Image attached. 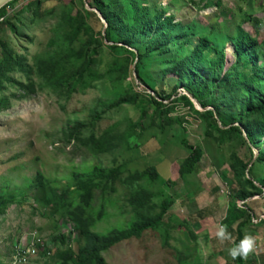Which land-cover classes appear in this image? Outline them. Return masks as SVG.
Listing matches in <instances>:
<instances>
[{
    "label": "trees",
    "instance_id": "16d2710c",
    "mask_svg": "<svg viewBox=\"0 0 264 264\" xmlns=\"http://www.w3.org/2000/svg\"><path fill=\"white\" fill-rule=\"evenodd\" d=\"M223 1L202 0L205 4L202 8L193 0L190 2L192 7L199 6V11L212 7L220 11ZM252 1L240 0L245 6ZM19 2L28 4L10 14L9 8ZM86 7L101 14L107 23L105 35L101 20ZM192 9L188 20L176 23L160 0H70L60 9L48 7L47 0H20L8 4L0 10V113L10 109L11 100L4 95L10 86L21 89L20 98L47 92L67 100L93 89L103 88L105 93L108 85L115 82L117 95L112 99L105 98L98 105L104 108V115L121 105L136 104L140 119L133 128L125 136L114 137L113 132H108L99 139L94 134L86 135L85 127L77 125L68 127L63 134L65 141L80 144L97 157L113 153L122 141L131 139L136 130L142 129L149 111L152 127L163 130L174 122L182 126L180 118H172L170 113L176 102H184L205 119L206 138L218 147L228 144L231 149L230 196L233 199L223 221L227 229L223 228L234 236L231 248L238 246L245 236L251 237L257 245L259 241H254V236L264 229V38L260 42L243 26L235 25L221 40L216 36L217 26L195 24L198 12ZM57 13V25L50 41L37 55L34 68H29L27 57L15 50L7 31L17 40L26 38L32 43L27 27ZM246 23L252 24L254 32H260L259 21L249 13ZM227 43L234 48V62L228 67ZM106 54L112 56L111 62H105ZM133 67L138 82L146 91L152 92L145 93V105H139L142 94L134 90L133 83L125 86ZM18 73L25 74L26 84L14 77ZM191 97L202 111L197 109ZM92 115L98 121L102 118L97 110ZM181 144L189 151L179 166V180L186 184L199 173L205 153L202 146H192L185 139ZM122 172V167L76 172L73 187L62 193L49 189L47 195L42 181L35 186L43 189L45 195L35 198L37 205L45 210L59 205L55 213L67 215L60 225L70 231L71 237L60 234L51 240L59 247L52 261L56 264H106L104 255L114 247L139 239L147 231L163 228L176 199L171 195L160 205L153 202L156 194L142 186L145 180L152 183L160 178L153 167L136 172L125 181L133 192L130 206L134 221L129 228L108 231L107 236L94 232L96 222L105 217L104 211L97 215V220L90 215L95 197L98 193L102 197L107 196V192L113 193L116 184L122 180ZM187 189L188 194L196 195V190ZM15 202L13 194L0 196V217ZM238 202L243 204L240 206ZM189 223L186 221L183 226L191 228V236L197 241V232ZM230 259L233 261L230 264H264L254 252H248L243 258L230 256Z\"/></svg>",
    "mask_w": 264,
    "mask_h": 264
},
{
    "label": "rangeland",
    "instance_id": "374dc122",
    "mask_svg": "<svg viewBox=\"0 0 264 264\" xmlns=\"http://www.w3.org/2000/svg\"><path fill=\"white\" fill-rule=\"evenodd\" d=\"M47 1L51 9H60L70 0ZM160 1L176 23L188 20L192 8L197 9L195 24L217 26L219 30L216 36L221 40L235 25L243 26L260 42L264 38V0H253L249 6L242 5L240 0H224L220 11L215 7L199 11V6L202 8L205 5L202 0H193L199 5L196 7H192L191 0ZM27 4L19 2L8 11L10 14L17 13ZM248 13L259 21V33L253 31L251 23L244 24ZM58 15L53 14L45 21L27 27L32 43L26 38L17 40L7 31L6 35L15 50L27 57L29 68H34L37 55L50 41ZM233 53V45L227 43V67L234 62ZM104 58L105 62L112 61L110 54ZM136 75L133 67L125 86L133 83L134 90L142 94L139 105H145V93L152 92L145 90ZM14 77L22 83L27 81L24 73ZM31 79L35 80V77L31 76ZM108 87L105 93L103 88L93 89L67 100L58 99L47 92L20 98L23 94L20 88L10 86L7 89L4 95L11 100V106L8 111L0 113V196L13 194L16 202L0 217V264H56L52 257L59 247L51 240L60 234L71 237L70 231L60 225L67 215L55 213L59 205L46 210L37 205L35 198L45 197L43 189L35 188L39 181H42L47 195L49 189L62 193L73 187L76 172L120 167L123 170L122 180L116 184L114 192H107L105 197L98 193L95 197L90 215L96 220L101 211L105 215L101 222H96L95 233L107 236L108 231L128 229L134 221L130 206L133 192L125 181L136 172L156 168L160 178L152 183L143 181V188L156 194L153 198L156 205L171 195L176 202L162 229L147 231L139 239H131L114 247L104 255L106 264H230L229 250L233 246L234 236L229 235L223 223L229 202L233 199L230 196L233 176L229 166V145L218 147L214 141L206 138L205 119L184 102H176L170 116L179 117L182 126L174 122L163 130L152 127L149 111L142 129L136 130L131 139L122 141L111 154L94 157L84 146L63 139L68 127L84 126L86 135L94 134L99 139L108 132H113L114 137L125 136L140 119L136 104L121 105L102 115L104 108L98 104L104 102L105 98L112 99L113 95H117L115 82ZM193 102L202 111L197 101ZM94 110L101 113V120L94 119ZM183 139L192 146H202L205 153L199 173L186 184L179 180V166L189 153L181 144ZM187 188L196 190V195L188 194ZM238 204L241 206L243 203ZM186 221L197 232V241L191 236V228L183 226ZM222 227L226 228L227 239L217 236ZM257 233L254 241L259 243H253L249 252H254L260 257V262H264V229ZM73 246H76V242Z\"/></svg>",
    "mask_w": 264,
    "mask_h": 264
},
{
    "label": "clouds",
    "instance_id": "9594fccd",
    "mask_svg": "<svg viewBox=\"0 0 264 264\" xmlns=\"http://www.w3.org/2000/svg\"><path fill=\"white\" fill-rule=\"evenodd\" d=\"M217 236L223 239H227L228 236L226 234L225 229L222 227L220 231L217 233ZM253 240L249 236H245L244 239L240 241V244L236 247H233L229 250V255L235 259L238 255L242 258L247 255V253L252 249ZM22 253V251H20ZM19 253V255H20Z\"/></svg>",
    "mask_w": 264,
    "mask_h": 264
},
{
    "label": "water",
    "instance_id": "95a60500",
    "mask_svg": "<svg viewBox=\"0 0 264 264\" xmlns=\"http://www.w3.org/2000/svg\"><path fill=\"white\" fill-rule=\"evenodd\" d=\"M15 1H20V0H0V10L1 9H3L5 6H7L8 4H10V3H13V2H15ZM86 9L89 11V12H91V13H95L97 16H98V18L101 20V22H102V24H103V26H104V29H103V35H105V31H106V29H107V23L105 22V20L103 19V17L101 16V14L98 12V11H96V10H90L89 8H87L86 7ZM108 45H112V44H109V43H107ZM136 77L138 78V75H136ZM136 78V79H137ZM191 99L193 100V101H195L192 97H191ZM196 102V101H195ZM197 103V102H196ZM197 105H198V103H197ZM199 106V105H198ZM255 160H256V158H255Z\"/></svg>",
    "mask_w": 264,
    "mask_h": 264
}]
</instances>
